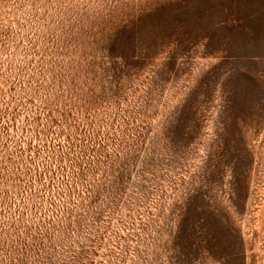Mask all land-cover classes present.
I'll return each mask as SVG.
<instances>
[{
    "label": "rangeland",
    "instance_id": "1",
    "mask_svg": "<svg viewBox=\"0 0 264 264\" xmlns=\"http://www.w3.org/2000/svg\"><path fill=\"white\" fill-rule=\"evenodd\" d=\"M0 264H264V0H0Z\"/></svg>",
    "mask_w": 264,
    "mask_h": 264
}]
</instances>
